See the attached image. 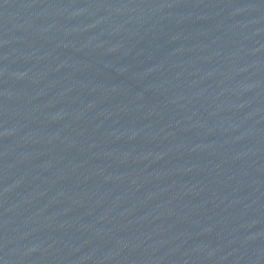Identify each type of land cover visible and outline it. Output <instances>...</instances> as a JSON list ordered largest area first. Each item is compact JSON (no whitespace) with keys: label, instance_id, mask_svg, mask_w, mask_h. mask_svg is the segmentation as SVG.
<instances>
[{"label":"water","instance_id":"95a60500","mask_svg":"<svg viewBox=\"0 0 264 264\" xmlns=\"http://www.w3.org/2000/svg\"><path fill=\"white\" fill-rule=\"evenodd\" d=\"M0 264H264V0H0Z\"/></svg>","mask_w":264,"mask_h":264}]
</instances>
